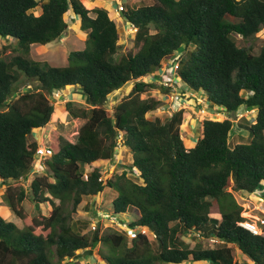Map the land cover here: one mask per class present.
Instances as JSON below:
<instances>
[{
  "label": "trees",
  "instance_id": "16d2710c",
  "mask_svg": "<svg viewBox=\"0 0 264 264\" xmlns=\"http://www.w3.org/2000/svg\"><path fill=\"white\" fill-rule=\"evenodd\" d=\"M67 13L79 19L85 47L72 50L62 66L31 58L33 44L66 36ZM122 17L136 29L127 52L118 21L105 7L88 8L82 0H0V36L17 43L10 58L0 54V188L23 222L0 213V264H71L98 242L106 250L90 264H264V234L241 224L247 219L233 193L264 185V44L256 53L252 44L237 43L262 35L264 0H152L124 7ZM175 61L184 96L197 92L228 114L255 107V120L241 116L233 136L230 117L205 118L193 142L182 137V109L164 119L148 117L162 102L141 94L171 88L145 77ZM131 81L110 112L109 95ZM24 82L34 85L22 92ZM70 86L81 89L89 105L67 101L66 109L85 122L76 141L48 131L46 171L26 186L40 146L33 131L50 123L51 98ZM120 137L133 153L132 175L114 171L108 178L94 164L116 156ZM107 187L116 192L113 214L133 211L136 218L124 229L83 232L74 212L84 197ZM26 202L34 203L32 216ZM215 209L220 217L211 215ZM191 233L217 242L191 247L184 239Z\"/></svg>",
  "mask_w": 264,
  "mask_h": 264
},
{
  "label": "rangeland",
  "instance_id": "374dc122",
  "mask_svg": "<svg viewBox=\"0 0 264 264\" xmlns=\"http://www.w3.org/2000/svg\"><path fill=\"white\" fill-rule=\"evenodd\" d=\"M83 3L88 8H93L95 6H104L109 10V15L111 18H115L118 21L119 31L121 33V41L124 43L123 52H127L131 46L133 45V34L134 30L131 29V26L126 22V20L120 15L119 5L122 3L127 8L136 7L139 4L143 3H151L152 0H82ZM119 5H118V4ZM121 3V4H120ZM128 6H126V4ZM36 13L41 12V8L37 7L34 9ZM66 19L69 22L68 31L66 36L61 38L60 40H55L48 44H39L35 43L31 46L30 57L42 61L48 62L50 65L54 66H62L66 65L68 62V55L72 50L82 49L85 47L86 33L80 29L79 19L67 13ZM237 43L239 46H248L250 44L254 47V52L258 53L260 47L264 44V28L262 30V35L259 38L255 39H244L239 37L237 39ZM16 41L13 38H3L0 36V54H2L6 58H10L14 54L17 53L16 49ZM194 45H190V49L193 48ZM117 57V55H116ZM175 69L170 66L167 68V64L145 77L147 81H152V79H156L158 82L163 83L167 81L169 85H166L171 88L170 92L164 94L159 88H151L148 92L142 93L141 98L146 99L150 96H156L159 101L162 102V105L156 109L155 111L149 112L148 117L155 118L161 117L162 119L171 115L175 110H183L184 113V128H181L182 137L189 141H195L198 137V128L201 121L205 118H210L214 120H223L224 118L230 117L234 121V129L233 136L240 129L237 127V121L241 116H246L250 121L255 120V113L257 108H246V110H239L238 112L228 114L225 110L221 111L217 106L211 104L206 96L198 94L197 92L192 91L189 96H184L186 94L183 93L184 84L180 80V78L176 75H171L170 72H174ZM34 84H28L26 82L20 84V90L24 92L28 87L33 86ZM133 87V81L126 84L123 88L114 93L110 94L106 103L107 108L111 112L116 102L127 95L131 88ZM68 91H67V90ZM66 90V92H65ZM71 92L70 96L66 95V93ZM61 96L56 94L51 98V101L54 105V113L51 122L46 128L36 129V131L40 130V146L44 145L43 141L46 139L49 130H55L56 133L68 139L69 141H76L78 137V132L82 124L85 122V119L81 117H72L66 109L67 101H72L75 107H88V101L82 97V91L79 88L66 87L61 89ZM44 130V131H43ZM35 131V132H36ZM50 132V131H49ZM246 133V132H245ZM34 136V131H33ZM119 138V144L117 149L116 156L104 162H97L94 165H101L103 167V173L105 177H111L114 173H121L123 170L128 171V174L132 175L130 165L133 161V153L131 150L123 145V140ZM42 164V162H40ZM44 166V165H42ZM42 174L43 171L37 170L34 168L32 173L29 175L27 184L31 181V179L37 175ZM134 179L137 180L135 176ZM139 180V179H138ZM141 182V180H139ZM236 200L243 207L242 215L246 217L247 221H251L261 224L260 218L263 217L264 214V185L260 186V189L253 193L248 192H233ZM116 196V192L109 187H107L102 193L94 197H84V199L80 202L77 210L74 212L73 216L76 220H78L80 227H83V232H87L89 234L93 233L96 227H100L101 232H107L110 229L120 230L124 229L129 221L134 220L136 218V213L131 211L127 214H123L115 216L112 210V201ZM24 209L27 215L32 216L35 212L34 203L26 202L24 204ZM50 211V206L46 204L43 206V212L48 213ZM0 213L7 218L8 220H14L19 226L23 225V222L17 215L12 211L9 202L4 197V188H0ZM212 216L220 217L219 211L216 209L211 213ZM127 223V224H126ZM83 224H86L85 226ZM139 230V229H138ZM148 234L151 240H155L154 234L147 228H142L139 230ZM130 236L135 235L134 233L130 234ZM185 241L190 244L191 247H194L197 243H202L204 247H213L216 244L215 238H205L203 236H199L198 234H188L184 237ZM92 249V253H83L80 257L73 261L71 264H90L96 262L98 257L99 249L106 250L104 246L100 242L96 243ZM237 259L243 260L244 256L241 254L236 255ZM174 264V263H172ZM181 264H192L191 262H183Z\"/></svg>",
  "mask_w": 264,
  "mask_h": 264
},
{
  "label": "built area",
  "instance_id": "2783aa9c",
  "mask_svg": "<svg viewBox=\"0 0 264 264\" xmlns=\"http://www.w3.org/2000/svg\"><path fill=\"white\" fill-rule=\"evenodd\" d=\"M123 7L120 6V9H122ZM167 64V68L172 66L174 69H177L178 68V61H175V63H166ZM165 85H169V83L166 81L165 82ZM50 150L47 148V147H40L38 150H37V154L41 155V156H44L46 155L47 153H49ZM260 221H261V224L258 225L257 223H254V222H251V221H244L242 222L241 224L243 226H245L247 229H249L250 231H252L253 233L255 234H261L262 233V226L264 225V216L260 218ZM128 233H134V231L132 229H128Z\"/></svg>",
  "mask_w": 264,
  "mask_h": 264
},
{
  "label": "clouds",
  "instance_id": "9594fccd",
  "mask_svg": "<svg viewBox=\"0 0 264 264\" xmlns=\"http://www.w3.org/2000/svg\"><path fill=\"white\" fill-rule=\"evenodd\" d=\"M118 4V3H117ZM121 4V3H120ZM119 5V4H118ZM120 6H122L123 8L125 7L124 6V4L122 3L121 5H119V9H120ZM123 8L122 9H120V15L122 14V11H123ZM129 25H131V27H133V25L131 24V23H129V22H127ZM134 28V27H133ZM135 29V28H134ZM136 30V29H135ZM135 32V31H134ZM134 35V34H133ZM175 71H176V69H175ZM175 71L174 72H170V74L171 75H174V73H175ZM56 94H58L57 93V91L55 92V95L54 96H56ZM59 96H60V93L58 94ZM51 122V121H50ZM49 125V124H48ZM46 128V127H45ZM40 129V128H39ZM42 129V128H41ZM44 129V128H43ZM36 130V129H35ZM38 130V129H37ZM44 131V130H43ZM46 136V135H45ZM44 142H45V144L44 145H41V146H39V148L40 147H47L48 149H49V147L47 146V137H46V139H44L43 140ZM39 144H40V142H39ZM38 148V149H39ZM50 150V149H49ZM50 153V152H49ZM49 153H47L46 155H44V156H41V155H39V154H36V159H35V162H34V168H37V170H41V171H43V173H45V166H42V165H44V163H43V160H44V158L47 156V155H49ZM40 162H42V164H40ZM33 168V169H34ZM33 171V170H32ZM40 174V173H39ZM245 221H247V220H245ZM244 222V221H243ZM242 223V222H241ZM245 227V226H244ZM261 234H264V232H263V230H262V233Z\"/></svg>",
  "mask_w": 264,
  "mask_h": 264
},
{
  "label": "crops",
  "instance_id": "0c3cea01",
  "mask_svg": "<svg viewBox=\"0 0 264 264\" xmlns=\"http://www.w3.org/2000/svg\"><path fill=\"white\" fill-rule=\"evenodd\" d=\"M91 1H96V0H91ZM113 1H115V0H113ZM125 2H128L127 0H125ZM102 7H104V6H102ZM131 26V25H130ZM131 29L132 30H134L135 31V29L133 28V27H131ZM74 88L75 87H73V90H74ZM67 90V89H66ZM66 90H65V92H66ZM68 91V90H67ZM70 94H72L70 91L68 92V93H66V95H68V96H70ZM61 96V95H60ZM36 130H34V136H35V138L40 142V140H39V137H40V130L39 131H36Z\"/></svg>",
  "mask_w": 264,
  "mask_h": 264
},
{
  "label": "water",
  "instance_id": "95a60500",
  "mask_svg": "<svg viewBox=\"0 0 264 264\" xmlns=\"http://www.w3.org/2000/svg\"><path fill=\"white\" fill-rule=\"evenodd\" d=\"M92 251H93L92 249H88V250H85L83 253H85V254L86 253H92Z\"/></svg>",
  "mask_w": 264,
  "mask_h": 264
}]
</instances>
